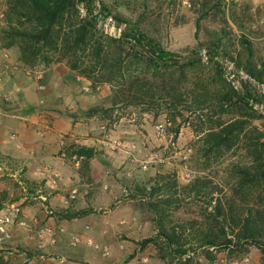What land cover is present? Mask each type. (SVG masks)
Wrapping results in <instances>:
<instances>
[{
  "label": "trees",
  "instance_id": "trees-1",
  "mask_svg": "<svg viewBox=\"0 0 264 264\" xmlns=\"http://www.w3.org/2000/svg\"><path fill=\"white\" fill-rule=\"evenodd\" d=\"M157 1L158 11L178 4ZM231 1L233 21L263 36L264 6ZM154 2L8 0L0 48L17 49L27 69L63 64L93 90L108 85L112 109L141 108L156 117L167 115L179 127L177 133L183 125L193 129L194 177L181 183L177 172L159 171L131 193L154 216L157 233L148 242L160 263L215 264L221 254L244 259L255 247L264 264V110L256 108H264V92L240 74L231 80L221 63H235L264 85V55H257L256 40L230 21L228 0H188L199 44L187 53L207 48V58L169 64L180 55L151 32L162 19ZM80 10L95 22L113 17L127 27L120 36L110 35ZM256 22L262 24L255 29L251 24ZM106 111L93 107L88 115ZM72 154L83 158L86 170L98 151L83 146ZM89 211L68 209L59 215L82 218Z\"/></svg>",
  "mask_w": 264,
  "mask_h": 264
},
{
  "label": "rangeland",
  "instance_id": "rangeland-1",
  "mask_svg": "<svg viewBox=\"0 0 264 264\" xmlns=\"http://www.w3.org/2000/svg\"><path fill=\"white\" fill-rule=\"evenodd\" d=\"M7 1L2 3L1 11L4 14ZM176 2V6L168 4L158 11L160 2L155 0L153 7L157 9V13H161L162 19L156 29L150 31L156 34L168 51L179 54L181 59L193 55L187 51L196 48L199 41L195 37L194 15L189 10L188 0ZM97 4L99 7V3ZM126 16L132 20L136 18L127 13ZM3 24L4 19H0V27ZM261 24L256 22L251 26L256 29ZM107 28L106 33L113 36H120L124 30L114 25ZM4 50H8L14 59L20 61L17 59V49L0 48V74H8L5 83L0 85V124L7 125L0 132V205L4 207L0 217L7 222L12 234L11 240L0 244V259L7 256L14 260L11 264H18L17 260L22 264H29L24 263V260L32 256V259L35 257V264H45V257L42 256L46 253L40 248L38 240H45L39 237V233L46 226L44 217L47 207L46 201L37 190L46 189L48 186L45 181L42 183V173L34 175L40 164L38 159L43 158L44 154L40 152L36 161L32 159L35 165H26L27 169L20 172L23 165L17 164V149L11 139L12 134H17L16 115L20 97L17 95V82H25L27 78L24 72H29L32 78L28 81L32 89L30 103L24 109L35 108L38 117L52 118L55 125L53 133L56 135L53 144L61 145L60 137L64 138L70 133H74L80 140V143L68 141L67 146H61L63 149L53 156L59 162L55 165L65 174V179L60 180L58 185L59 190L68 197L70 205L76 207L74 210H90L86 216L91 220L88 224H93L90 235L100 245V249L86 246L92 260L87 261V264H145L144 258H150L148 264H160L154 245L148 242L157 233L154 216L139 199L132 198L131 193L138 186L153 179L159 171L177 172L181 183H187L194 177L196 136L193 129L183 125L180 133H177L179 127L174 122H169L167 115L156 117L154 112H144L141 108L112 109L113 94L108 85L100 86L88 95L79 93L74 89L71 78L68 83L63 80V68H67L63 64L49 68L38 66L34 70L24 66L20 68L23 72L16 68L11 69L13 66L5 58ZM50 68H56L57 71L48 76ZM37 72H43V82L36 80ZM0 77L2 80V76ZM40 84H43V89L39 88ZM10 96L12 99L8 100ZM93 107L109 111L90 116L88 111ZM160 124L166 126L165 132L158 130L157 126ZM40 131L47 133V129L34 128L33 136L39 144L52 136L45 134L40 137ZM112 139L121 140L122 148L116 151L106 149L103 142ZM134 145L136 149L132 148ZM83 146L94 147L98 151V155L89 161L86 170L84 160L72 154V150ZM25 154L26 159L30 158L27 152ZM144 163H148L147 170L141 167ZM74 189L80 191L79 198L75 200L71 198ZM21 199H24L21 206L42 208L44 214L40 220L43 221L35 222L37 217H33L32 212H17V201ZM13 204L15 207H12ZM75 222L76 227L86 225L84 220ZM69 252L70 255L75 253ZM245 259H248L247 264L263 262L262 253L257 248L250 247L244 259L230 260L225 254H221L215 264H233V261L240 262ZM3 263L5 262L1 260L0 264Z\"/></svg>",
  "mask_w": 264,
  "mask_h": 264
},
{
  "label": "crops",
  "instance_id": "crops-1",
  "mask_svg": "<svg viewBox=\"0 0 264 264\" xmlns=\"http://www.w3.org/2000/svg\"><path fill=\"white\" fill-rule=\"evenodd\" d=\"M241 1L247 2L248 4H251L254 7H259L264 4V0H241ZM2 3L3 2L0 0V12L3 8ZM254 50L257 55H264V39L256 40V42L254 43ZM18 56L17 59H19ZM22 67H24V65H22ZM12 68L13 67H11V69ZM55 69L54 68L48 69L47 75L56 72L57 69L56 70ZM63 69L65 71L63 73L65 74L63 76L64 77L63 80L66 83H68L67 81H70L72 79L71 83L74 84V89L76 91L88 95L89 92L93 90L91 83L88 80L78 77L75 72L69 70L68 68H63ZM17 71H22V70H20V68H17ZM24 73L27 80L25 82H20V81L17 82V93H18L17 95L20 96L18 98L19 108H17V115H16L17 134L14 133V135H16V139H14V143L18 155L17 164L23 165V167L20 168V172L25 171L27 169L26 165H30L31 167L35 165L33 164L34 162L32 161V159L37 160L38 156H40L39 154L40 152L42 153V155L44 154L43 158L38 159V163H40L39 166L42 167L38 166L36 168L37 170L34 171V175H39L42 173L43 175L42 183H44L45 181L46 186H48V188L46 187V189L41 188L37 190V193L41 194L40 196L44 198V200L46 201L45 205L47 207V210L45 211V217H44V223L46 225L45 228H51L57 238L56 244L51 243L48 236H46L45 240L43 241L38 240V242L40 243V248H43L46 253L45 256L42 257H45V264H87V261H92V260L90 258V254L88 253L89 249L87 250L86 246L89 245V247L96 248L97 245L98 246L100 245L97 244L96 240L90 235L93 224H88L91 222V220L88 217L85 216L82 218L67 219L59 215L61 214V212L67 211L68 209H76V207L74 208L73 205L72 206L70 205V201L68 197H66V195H64L59 190L60 187H58V185L60 184V180L62 181L65 179V174L61 171V169H58L59 167L57 165H55L59 162H57L58 158H55L53 154L61 151L63 148L61 147V145L53 144V138L56 135L53 133L55 125H54V121H52V118L50 116H47L44 119L38 117L36 113L37 109L35 108L33 110L24 109V106L30 103L29 102L30 91L32 89L31 84L28 81V79L31 80L32 77H30L29 72L27 73L24 72ZM6 75L8 74L7 73L0 74V76H2L0 85L5 83ZM76 88H78V90ZM22 97L26 101L22 99ZM6 127L7 125L0 124V132H3L4 128ZM34 128H38L40 130L44 128L47 129V133L46 132L44 133V131L39 132L40 137H43L45 134L46 135L52 134V136H49V138H46L45 141H42L39 144L38 142H36L33 136L35 134ZM61 138L62 136L59 139L60 143H61ZM26 152L29 154L30 158L27 159L25 158ZM79 196H80V191L78 193V198ZM23 203H24V199L17 201V207L19 208V210H22L26 214H30L32 212L33 217H37L35 222L43 221L40 220V218H42V215L44 214L42 208L40 207L36 208V206L30 207L28 205L21 206L23 205ZM12 206L14 207L15 204H13ZM2 212H4V207H1L0 205V214ZM78 220L79 221L84 220L85 222L83 223H86V225H83L82 227H76L77 225L75 221ZM80 232H83V234H81ZM73 237L81 238L80 244H78L77 246H73L71 242ZM68 240L69 242H67ZM90 241H92V245L89 243ZM12 243H14L13 240ZM69 251H75V253L72 252L74 254L70 255ZM31 257L32 256L26 258L24 260V263L29 262V264H35L36 263L34 261L35 257L33 259ZM1 260L4 261L5 264L6 263L11 264L14 261L13 259L10 260L7 256H4V258L0 259V261ZM17 263L22 264L18 260Z\"/></svg>",
  "mask_w": 264,
  "mask_h": 264
},
{
  "label": "built area",
  "instance_id": "built-area-1",
  "mask_svg": "<svg viewBox=\"0 0 264 264\" xmlns=\"http://www.w3.org/2000/svg\"><path fill=\"white\" fill-rule=\"evenodd\" d=\"M1 1L4 3V1H6V0H1ZM4 17H5V14H4V12L1 11L0 12V19H4ZM107 27H108V25H105V28H107ZM116 27H118V26H116ZM120 30H122V29L120 28ZM4 56L12 64L13 68H16V69L17 68H23L22 67V65H23L22 62L14 59L12 57L11 53L8 50H4ZM206 58H207V56H206ZM223 61L231 62V61H229L227 59L221 60V62H223ZM224 68L226 69L229 78L231 80H233L235 78V75H234L235 71L233 69V66L228 64V63H225V67ZM0 80H1V77H0ZM36 80L38 82H43V80H44L43 72H37L36 73ZM235 83L238 86V82H235ZM39 88L43 89L44 88L43 84H40ZM11 99H12L11 96L8 97V100H11ZM256 108H258V109H260L262 111L264 110L263 107L256 106ZM157 128L161 132H165L166 131V126L164 124L158 125ZM11 139L12 140L16 139V135H14V134L11 135ZM71 140H74L76 143H80V140L76 138L75 134L74 133H70L66 137L61 139V146L66 147L68 141H71ZM103 145L106 147V149H108L110 151H116V150L122 148L121 140H113V139L112 140H107V141L103 142ZM132 148L136 149V146L134 145ZM141 167L144 170H147L148 169V163L142 164ZM78 193H79V191L77 189H74L72 191V193H71V198L73 200L77 199ZM19 211L20 210L17 207V212H19ZM7 221H9V219ZM46 236L49 237V240H50L51 243H53V244L57 243V238H56V236H55V234H54V232L52 231L51 228H44V229L41 230L40 238L44 239ZM11 239H12V234L10 232V229L8 228L7 222H5L2 217H0V244L4 243L5 241L11 240ZM71 242H72L73 246H77L78 244H80L81 238L73 237ZM89 243L92 245V241H90ZM96 248H100V246L97 245ZM143 261H144L145 264H148L150 262V258H144ZM247 262H248V259H245L244 261H240V262L239 261H233V264H247Z\"/></svg>",
  "mask_w": 264,
  "mask_h": 264
},
{
  "label": "water",
  "instance_id": "water-1",
  "mask_svg": "<svg viewBox=\"0 0 264 264\" xmlns=\"http://www.w3.org/2000/svg\"><path fill=\"white\" fill-rule=\"evenodd\" d=\"M229 2V9H228V14H229V18H230V21L234 24V26L237 28L238 32L240 33H243L247 36H249L250 38L252 39H255V40H261V39H264V35L263 36H253L251 35L246 29L242 28V27H239L232 19V16H231V5H232V1L231 0H228ZM81 14L83 15V17H86L88 18L89 20L93 21L96 26L107 32L108 31V28H105V25H108V26H112V25H115V26H118L120 27L121 29H125L127 26H124L123 23L115 20L113 17H100L101 20L98 21V22H95L94 19H93V16H89L87 15L83 10H80ZM207 53H208V49L207 48H203L198 54H193L191 56H188L186 58H181V59H177V60H168L166 61L167 63L169 64H175V63H180V64H184V63H187L191 60H194V59H197V60H200V59H203L205 58L206 59V56H207ZM223 67H225V63H228L230 65L233 66V69L235 71V73L237 74H240L242 75L243 77L245 78H248L252 81V83L257 86L262 92H264V85L259 83L258 81H256L255 79H253L252 77H250L247 73H245L244 71L238 69L236 67V64L233 63V62H227V61H223L221 62Z\"/></svg>",
  "mask_w": 264,
  "mask_h": 264
}]
</instances>
